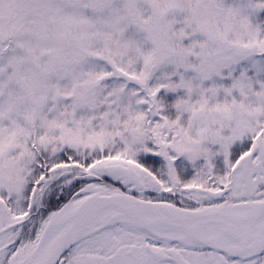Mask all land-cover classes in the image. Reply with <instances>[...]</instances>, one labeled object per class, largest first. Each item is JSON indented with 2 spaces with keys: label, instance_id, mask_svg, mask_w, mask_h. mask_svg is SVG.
Returning <instances> with one entry per match:
<instances>
[{
  "label": "snow or ice",
  "instance_id": "6c2138e0",
  "mask_svg": "<svg viewBox=\"0 0 264 264\" xmlns=\"http://www.w3.org/2000/svg\"><path fill=\"white\" fill-rule=\"evenodd\" d=\"M0 264H264V0H0Z\"/></svg>",
  "mask_w": 264,
  "mask_h": 264
}]
</instances>
